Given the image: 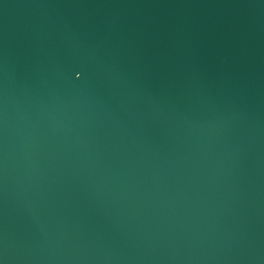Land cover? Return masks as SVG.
Wrapping results in <instances>:
<instances>
[{
  "label": "water",
  "instance_id": "water-1",
  "mask_svg": "<svg viewBox=\"0 0 264 264\" xmlns=\"http://www.w3.org/2000/svg\"><path fill=\"white\" fill-rule=\"evenodd\" d=\"M0 264H264V0H0Z\"/></svg>",
  "mask_w": 264,
  "mask_h": 264
}]
</instances>
